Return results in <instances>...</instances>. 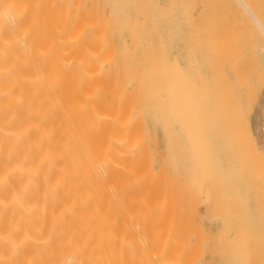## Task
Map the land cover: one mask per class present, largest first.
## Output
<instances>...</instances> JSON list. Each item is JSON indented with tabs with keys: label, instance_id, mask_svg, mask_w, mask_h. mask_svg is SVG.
<instances>
[{
	"label": "bare ground",
	"instance_id": "bare-ground-1",
	"mask_svg": "<svg viewBox=\"0 0 264 264\" xmlns=\"http://www.w3.org/2000/svg\"><path fill=\"white\" fill-rule=\"evenodd\" d=\"M131 1L132 0H126V2H124L125 8L122 10L121 8L124 5L121 6L122 4L120 3V0H0V264H36L34 261H32V257H34L37 252H39V254L43 252L41 253V255L37 254V256L39 257H41L42 254H44L45 257L47 255V258L50 257L49 261H47L46 263L42 262V264H128L131 260H129L127 263H125L126 261L124 260L126 258V255L135 249L133 248L132 244L135 243L136 239L141 240L143 245V242L147 240H149V242L153 240L160 243L161 240H164L162 238H166L164 240L165 242L168 237H173V235L174 237H177L175 236V234L179 236L181 232H184L186 230L183 229L184 231L182 230L178 234L177 232H179L180 230H178L176 227L178 226V228L180 229L179 224L182 225V223H186L187 219L186 216H184L186 220L183 217L185 222L182 221L181 223L177 216H175L177 217V220H175L176 218H174L173 216L175 213L172 214L175 211L170 213L171 209L177 207V203L179 201L175 203V207H171L169 208V210L165 208L167 206L170 207V205L168 204L171 203H167V205L162 204L165 202V196L167 195L165 194V196H163L164 198L162 197L163 192L167 191V184L165 185V190V188L163 189L161 187L164 185L160 186L159 183L163 182L160 181L162 179L160 178L161 172L162 174H164L167 171H162V167L163 169H166L167 167L165 168V165L162 162L164 166L161 165L159 168L158 160H160V155L158 139L157 136H154L155 134H153L152 131L159 127L164 128V133L167 132V134H165L166 138L168 136L174 143L167 141V139L169 138H167L165 142H169L170 144H168L172 146L175 151H177L176 147L178 146H173H175V144L181 145V152L182 150L184 152L186 150L185 154L188 155V150H190V148L193 149V146L194 144H196V142H199L201 148L204 147L202 145L203 143L206 146L208 142H212L208 141L209 139L207 140L208 135L211 136V132H216L219 129V131H223V133L224 131H227V133H233V135L235 133L237 136V134L242 132V130L246 126V124H244L246 123L244 122L246 119L242 121L244 116L246 115L243 114L242 119L241 115L245 112L246 114L249 113L245 111L249 104H246V107L244 105L245 102H241L242 96L240 97L241 100H239L238 91L240 90L239 92H241V90L250 89L249 87L254 86L252 84L256 83V81L253 78V81L255 82L251 84L252 80L247 75V72L249 70L239 72L241 68L245 67L239 66L241 67L239 68L237 65H234L235 68H237L236 70L232 69L234 67H232L231 65V71L228 72L226 66L221 64L224 61H222L221 63L218 62L219 64L215 62L216 60H214V62H210L213 58H215L217 52L212 58L213 50L210 51L209 49L211 53L210 54L208 49L206 48V45L204 49L202 46V49L198 47V44L204 43V38L205 42L207 41L206 39L210 40V36L212 38L213 33H207V31L205 33V31L203 30L202 34L205 33L203 34L205 35V37L201 36L203 37V41L201 42V38H199L200 40L198 39V34L193 33L200 29L198 25L199 29L194 31V25H191L192 21L187 22L188 18H190V20L193 19L191 18V13H188L191 11V9L189 8H192L191 6H193V4H190L191 2H193V0H188V2H190L189 4H187L188 9L185 8L187 12L183 8L186 5L182 7L183 2L185 1L184 4L187 2L186 0H159V2L156 1V5H154V2V4L152 3L153 0H140L138 6H136V8L134 9H136L138 12L144 11V13H146V11L148 10V13L146 15L144 14L143 22L140 20V18H134L135 16H130L131 18H133V21L135 20L134 22L128 15H125V19L123 18L124 20L122 19L121 10H126L128 12V10H130L132 6ZM134 1L137 2L139 0ZM226 1L227 3L229 2L231 4L238 3L237 6L241 7L238 8L242 10V14L247 15V17L249 16L248 18L251 17V20L252 18H254L255 23L253 24H255L256 26L258 25V27L261 28V24L258 21L259 18L257 19V16H254L250 7L247 5V2H249L250 4L251 1ZM133 2L132 4L133 6H135ZM207 4L208 3H206V5ZM217 4L219 5V3ZM188 5L190 6L188 7ZM229 6L228 9L230 8ZM237 6L235 5L236 8L234 7L235 14ZM242 8L244 9V13ZM261 8H263V6ZM185 12L188 13V15H190L191 17L189 16L187 18L188 15H186L185 18ZM128 13L130 15V12ZM142 15L143 14H141V16ZM245 15H243V18H246ZM260 16L262 17V15ZM246 20L244 21L243 19V22H247V25L252 24V21L250 22L248 20V22ZM184 23H191L190 25L194 29L193 32L190 33V31H188V33L190 34L184 32V29L188 26V24L185 25ZM208 23L206 25H208ZM209 25L211 26V24ZM131 26L134 27V29H130ZM253 29L251 30V32L254 31ZM212 30L214 29H211V31ZM184 33L188 35L186 36L188 42L183 38L185 36ZM255 33L256 32H254V35ZM240 34L242 33L240 32ZM263 36L264 33H262V37ZM178 37L180 41L184 40L185 42L183 43H187L186 46L184 45V51L187 53V56H185V60L184 58H181L184 57L183 55L179 56L181 58V60H179V58H177L178 56L176 57L172 54V50H176V47L180 45L179 44L175 47V44H178L179 42V40L177 41ZM217 41L215 39V42ZM249 42L251 41L249 40ZM239 43L240 42L238 41V44ZM229 45L226 46L228 47ZM216 48L214 50H216ZM179 49H181L180 51H183L182 48ZM252 52L254 53V51ZM198 53L200 55L199 57H201V55H204L207 60L205 62H201L205 57L202 56L203 58L201 57L202 60L200 59V61L197 56ZM221 53L223 54V52ZM240 56L241 55H239V57ZM208 58H210V61H208ZM182 59L184 60V62L182 61ZM256 64L257 67H259V63ZM257 71L260 72L259 70ZM256 74L258 76V73ZM261 74L262 72L260 73V76ZM259 83L260 82H258V85ZM256 88L258 87L256 86ZM247 91H249L250 93V90ZM254 91L256 92V89ZM247 93L248 92H246V94ZM254 95L256 96V94L253 93L252 97ZM247 101L249 102V100ZM243 107L246 108L244 109ZM242 109L245 112H242ZM249 109L251 108H248V111ZM262 114H264V98L263 101H261L258 117H256L257 123L255 124V127L257 133H261L264 129H261ZM241 123L244 126H242L243 128H241V126L239 127L241 128L240 131L238 129V126L241 125ZM248 124L249 123H247V125ZM262 124H264V122ZM214 128L217 129L214 131H210ZM246 128H248V126H246ZM225 133L223 135L221 134L222 138ZM233 135H231V137ZM227 136V138L231 140V138L229 137L230 134ZM236 136H233V138H237L238 140H236L238 143L239 137ZM181 139H184V142H179L182 141ZM185 139H187L186 142ZM226 139L223 138L222 140L225 141ZM244 141H242V143ZM205 142L207 144H205ZM218 142L216 144H219ZM226 143H228V141ZM257 143H259L261 146H264V138L263 140L260 138ZM184 144L187 146V148ZM212 144H214V142L211 143V145ZM239 144H241V139ZM250 144L251 146L253 145V147L256 145L255 143L252 144L251 141ZM182 146H185L184 148L186 149H184ZM212 146H210V148ZM218 146H220V144ZM218 146L216 145L215 147L218 148ZM225 147V149H227V146ZM254 148L259 147L257 146ZM192 149L190 150V153L193 152ZM225 149L223 152H225ZM228 149L230 148L228 147ZM246 149H249V147ZM197 150L199 152L200 149L198 148L196 149V151ZM203 150H205V148H203ZM219 150L215 149V151ZM250 150H248L249 153ZM200 151L202 152V149ZM210 151L212 152V150ZM210 151H208V154L211 153ZM248 151H246L247 153L243 152V155H245L244 153H246L245 157L247 156ZM205 152L207 151L205 150ZM236 152H239V150ZM227 153L229 154V151H227ZM198 154L200 156V152ZM175 155L173 156V158L175 157ZM195 155L191 154L190 156H188L189 158H186V161L190 160V158V161H192V157H194ZM197 155L196 159H198ZM169 156L170 158L172 157L171 154ZM250 156L254 158V155H249V157L246 158L250 160L253 159L250 158ZM207 157L209 156L207 155ZM219 157L217 159H214V161L218 160V162L216 161V165L213 164L214 166H218ZM242 157L241 159L243 160ZM260 157L261 155L258 156L259 159ZM202 158L200 161L202 162L204 167ZM168 159L166 160L168 161ZM254 160L256 161L257 159ZM260 160L264 162L263 159ZM193 162H195V159ZM201 162L198 161V163L196 164H201ZM246 163L247 162L245 161V164ZM172 164L173 163L171 162V165ZM228 164H230V162ZM248 164L249 163H247V165ZM220 165L218 166L219 168L217 167V169H215L216 177L220 176L219 174H217V172L221 170L220 167L222 166ZM237 165L238 163L236 164V166ZM214 166L213 169L215 168ZM181 167L184 168L182 165ZM190 167L192 168V164ZM194 167L193 169L190 168L189 171L192 172V170H195ZM239 167L241 168L244 166L240 165ZM255 167L256 166H254V169ZM257 167H259V163ZM246 168L249 167L247 166ZM250 168L253 169V167ZM179 169L181 170V168ZM198 169L201 168L198 167ZM235 170L238 171L237 169ZM198 171L199 170H197V172ZM213 171L211 170L212 173ZM175 172L176 171H174V173ZM245 172L249 174L250 170ZM182 173L181 175H183ZM253 173L255 174V172ZM253 173H250V175ZM194 174V177L197 176L199 178V174ZM258 174L256 175L260 177ZM186 175L187 174H185V176ZM168 176L169 173L168 175H165V177ZM174 176L175 175H173V177ZM178 176L179 178H182L180 177V175ZM208 176H211L210 173ZM162 177L164 176L162 175ZM216 177L209 180L211 181V183L208 182L207 179L205 180L210 183V185L206 184L207 182L205 183V181H203L205 179L204 177L202 178V181L207 186L206 189L208 188V186L213 185V188H216L215 190L219 191L217 189V187L220 185H218L219 179ZM228 177H230V175ZM234 177H237V175H234ZM175 178H177V175L175 176ZM168 179L169 178H166L167 181H169ZM213 179L218 180L217 183ZM242 179L244 178L242 177ZM242 179L241 181H243ZM177 180L180 181V179ZM197 180L196 183L198 182ZM230 180L231 178H229V183ZM251 180L253 179L250 178V181ZM257 181L254 182L255 186H258L256 185L258 184ZM212 182H215L217 186L215 185V183L212 184ZM245 182H247V179ZM167 183L169 184V182ZM204 183H201L203 187L205 186ZM226 183H228V179L225 180V183H223L222 186L225 187ZM229 183V188H227L228 186L226 187L227 190L230 189V186L232 187L231 183ZM177 184L180 186V183L177 182ZM193 185H195V183ZM160 187L165 191L161 192ZM182 187L185 188L184 185H182ZM211 187H209V191H206L205 193H209L212 189ZM192 188L194 190L193 186ZM197 188H200V186ZM247 188H245L244 190H246ZM249 188H251V186ZM189 189H184L183 191L186 190L187 192L189 190L188 192L190 193L191 188L189 187ZM203 189L204 188H202L201 190L203 191ZM257 190L261 192V190ZM169 191L170 189L168 190V192ZM172 191L176 190L173 189ZM196 192L195 195L193 194L194 192H192L194 196L192 194H190V196L192 195L191 197L193 198L198 197V195H196ZM212 192H214L213 189ZM234 192L232 195L240 196L238 194L239 190L237 191V195H235ZM243 192L244 191H242V193ZM259 192L258 194H261L262 196L263 194ZM215 193L217 192L215 191ZM176 194L173 195L175 196ZM208 195H206L207 199L209 197ZM186 196L188 195H185V197ZM214 196V198H218L217 194ZM228 196L230 198V195ZM261 196L259 195V198H261ZM191 197L188 196V199H191ZM180 199L181 198L179 197L178 200ZM230 199L232 201V198ZM244 199L246 200L247 198ZM187 200L184 204H188V206L192 207V204L187 203ZM196 200H198V204L199 199L196 198ZM239 200L240 198H238L234 202L235 204H240H237L238 207L241 206V203L247 202H238ZM184 201H182V203ZM203 201L205 202V200ZM225 201L227 203L226 199ZM258 201L259 199L257 200V204ZM189 202L192 203L193 201L189 200ZM218 202L219 201H217V203ZM234 203L231 205H234ZM184 204L183 206L181 204L183 208ZM194 204H196V201L195 203L193 202V205ZM261 204H263L264 206V203ZM162 205L165 207L163 208ZM228 205L231 206L230 203ZM188 206L185 205V208ZM243 206H241V208ZM263 206L262 208H264ZM235 207H232L233 210L240 211V209H235ZM215 208H217L216 205ZM193 209L191 210L193 212H188L190 208L188 211L186 210L188 214L191 213L189 215L194 214L193 218L191 216L187 217L189 218L188 220L192 219L191 222L195 221L194 218H200V215H198V213H196ZM219 209L221 210V208ZM224 209H226V207ZM179 210L181 212V209ZM164 211H166L167 215L163 214ZM225 211L223 210L222 212L221 210V216L222 213H225ZM212 212L211 216H213ZM241 212L242 211H240V213ZM257 212L260 211H256V213ZM263 212L264 211H262V213ZM195 213L198 215V217ZM214 213L218 214V212L215 211ZM229 213L231 214V212ZM242 213V217L244 218V216H246L244 214L245 211ZM169 214L171 216H169V219L171 220H168ZM164 215L167 217V219ZM202 215L203 214H201V216ZM257 215L258 214H256V217ZM224 216L226 217V215ZM242 217L241 219H243ZM260 217H262V214ZM172 218H174V220L177 222H175L176 227L174 225V227L178 230L177 232L176 229L172 230L170 227V223H173ZM227 218L229 217L227 216ZM238 218L237 219L241 221L240 217ZM235 222L236 221L234 219V223ZM235 224L233 226H235ZM237 225L240 226V224ZM187 226L188 223L187 225L185 224L184 227L183 225L181 227L186 228ZM190 226L192 225L190 224ZM242 226L244 228V223ZM195 228L198 227L195 226ZM226 229L228 230L229 234V231L231 229ZM233 230H235V228ZM249 230L246 229V231H248L246 232L247 234L249 233ZM173 231H175V234ZM256 231L255 234L257 235ZM186 232L182 233V235L180 234L182 236L180 237L184 239L183 234H186ZM197 232L199 231L197 230ZM244 233L245 231L243 232V234ZM187 234L191 235L192 233L190 234L188 232ZM202 234L201 236H203ZM241 236L243 235L241 234ZM263 236L264 235H262V237ZM197 238H199V236ZM259 238H261V236ZM172 239L173 238H170V240ZM183 239L178 240H186ZM233 239L236 238L234 237ZM211 241H213L212 238ZM131 242L132 244H130ZM171 243L174 244L172 246L176 245L175 241L174 243ZM184 243L185 242L181 243L182 247ZM187 244L184 246L185 248L187 247ZM229 245L230 244H228L227 246ZM258 245L259 244H257L256 246ZM178 246L175 247L178 248ZM220 246L223 245L221 244ZM238 246L240 247V245ZM193 248L195 249V247ZM254 248L256 249V247ZM194 249H191L192 252L196 251ZM200 249L198 246L197 251ZM231 249L233 250V248ZM144 250V252L148 251L145 248ZM179 250H181V248ZM179 250L176 252H179ZM185 250L187 253L188 250ZM222 250L223 248H221V250L219 249L220 252ZM171 251L170 255L172 254ZM150 252H152V250ZM173 252H175V250H173ZM255 252L257 251L255 250ZM166 253L168 255L169 251ZM193 253L185 254L187 256L190 255L188 256V260H190V258H193ZM235 253H237V251ZM183 254L181 253L180 258L183 256ZM195 254L194 255L196 257L199 253L196 252ZM85 255H88L90 257L89 261L88 258L87 261L86 259L85 261L83 260V256ZM174 255L178 256L177 253H174ZM138 256L139 255H137L136 257L138 258ZM172 256L173 255H171L170 258L174 257ZM187 256L184 258L182 257V259L187 258ZM51 257L53 258L52 261ZM132 257L136 258L134 255H132ZM47 258L46 260H48ZM128 258H131V256ZM180 258L177 257V259L179 260ZM257 258L255 256V260ZM40 259L39 261L37 259L39 263H41L42 261H40ZM154 259L156 260V258ZM165 260L167 262L169 259ZM192 260H196V258ZM243 260H245V258ZM186 261L187 260L185 259V262ZM194 262L195 261H192V264H194ZM239 262H241V260ZM189 263L190 262H188L187 264ZM166 264H168V262Z\"/></svg>",
	"mask_w": 264,
	"mask_h": 264
},
{
	"label": "rangeland",
	"instance_id": "rangeland-1",
	"mask_svg": "<svg viewBox=\"0 0 264 264\" xmlns=\"http://www.w3.org/2000/svg\"><path fill=\"white\" fill-rule=\"evenodd\" d=\"M134 0H132L131 1V8H130V10H128V12H130V15H129V13L126 11V10H124V11H122L124 8H125V4H124V2H126V0L124 1V0H120V3L122 4L121 6H123L121 9V15H122V19L124 18L125 19V15L127 16H131V17H133V16H135L134 18H140V20L143 22V19H144V14L146 15L147 13H148V10L146 11V13H144V11L141 13V12H138L136 9H134V8H136V6H138V4L140 3V0L139 1H137V2H133ZM152 1V0H151ZM159 2V0H153L152 1V3L154 4V5H156V3L157 2ZM184 1V0H183ZM187 2L184 4V2H183V5H182V7L184 6V5H186L185 7H183L184 9L185 8H187V4H189L190 2H188V0H186ZM190 1V0H189ZM192 1V0H191ZM196 1V2H195ZM198 0H193V2H191L190 4L192 5L193 4V6H191L192 8H189V9H191V11L190 12H188V13H191V15H192V17L190 16V15H188V13H186L187 11H186V9H185V18H186V15H188L187 16V18L190 16L191 18H193V19H191L190 20V18H188L187 19V22H190V21H192V24L191 23H187L188 24V26H187V28H185L184 29V26H183V29H184V32H187V34H190L191 32H193V28H192V26L194 25V28H195V30L194 31H196V30H198L199 28V30L198 31H196V32H193L194 34L196 33V34H198V39L199 38H201V40H200V42L201 41H203L204 43H200V44H198V47H200L201 48V46L203 47V49L206 47L207 49H208V51H209V49H210V51L211 50H213V56H212V58L214 57V55H215V53L217 52V54L215 55V58H213L211 61H210V58H208V61H210V62H214V60H216L215 62L216 63H221L222 61H224L223 63H221V64H223V65H225L226 66V68H227V70H228V72H230L231 71V65H232V67H234V68H232V69H236L237 70V68H235V66L234 65H237L238 67L239 66H241V67H245V68H241V67H239V68H241L240 70H239V72L240 71H247V70H249L248 72H247V75H248V77H250V79L252 80L251 81V84L253 83V82H255L256 81V83H253L252 85H254V86H252V85H250V86H252V87H249L250 89H247V90H250V93H249V91H247V90H241V92H239L238 91V96H239V100H241V102H245V106H246V104L248 105V107H247V109H245L244 107V109H245V111H247V112H249V113H247L246 114V112L242 109V112H245V113H242V117H241V119L243 118V114L244 115H246V116H244V118H243V120L242 121H244V119H246L244 122H246V123H244V124H246V126H248V128H249V130H248V128H246V126H245V128L242 130V132H240V133H238L237 134V136H236V134L234 133V135H233V133H227V131H224V133H225V135L224 136H226V137H224L223 136V138H227L228 136L227 135H229L230 134V138H231V140L230 139H226L225 141L224 140H222L223 138H222V135L224 134L223 133V131H219V129H218V131H214V130H216L217 128H214V129H212V130H210V131H214L213 133H216L217 135H218V138H217V135L216 134H213L212 132H211V136L210 135H208V138H207V140L208 141H212V142H208V144H210V145H208L206 142H205V144H207L206 146L204 145V143L202 144L204 147H202L201 148V145H199V142H196V144H194V146H193V149L192 148H190V150L192 149L193 150V152L192 153H190V150H188L189 152V154L191 155H195L197 152H198V150L196 151V149H202V152L199 150V152H200V156H199V152L196 154L198 157V159H196V155L194 156V157H192V161H190L191 160V158H190V160H187L186 161V158H189L188 156H190L189 154L188 155H186L185 153H186V150H185V152L182 150V152H181V150L180 149H182L181 148V145H176L175 144V146H173V147H176V146H178V147H176V150L178 151H175L174 150V148H172V146H170L169 144V142H165L166 141V139L167 138H169L168 136H167V138H166V136H165V134H167V132L166 133H164L165 132V130H164V128H161V127H159V128H156L155 130H153L152 132H153V134H155L154 136L156 137L157 136V139H158V146H159V155L161 156H159V158H160V160H158L159 161V168H160V166L162 165V166H164L165 165V168L166 169H163V167H162V171H166V173H164V174H162V172H161V177L160 178H162L160 181H163L162 183H159L160 184V186L161 185H164V186H161L163 189L165 188V185H166V188H167V191L166 192H163V191H165L166 190V188H165V190H163L161 187H160V191L161 192H163V194H162V197L163 196H165V194H167L165 197V202L164 203H162L163 205H167V203H173L172 205L171 204H168V205H170V207H166L165 209H168L169 210V208H171V207H175L176 205H175V203H177V201H179L180 202V204H179V202L177 203L178 205H177V207H175L174 209H171L170 211V213H172L173 211H175V212H173L172 214H174L173 216H174V218H176L175 220H177V217H178V219H179V221L182 223V221H184V219H185V217L184 216H186V223H182V225H183V227L185 226V224L187 225V223H188V228L186 227V228H183V227H181L182 225H180L179 224V227H180V229L178 228V226L176 227V224H175V220H174V218H172L173 220H172V222L174 223H170V227H171V229L173 230H175L176 228L178 229V230H180L179 232H177L178 230L176 229V232L179 234L183 229L184 230H186V231H188L191 235H189V234H187L188 232H186V231H184V232H186V234H183V237H184V239H186V240H188V241H186V240H184L183 238H181L182 236V233H184V232H181L180 234H179V236L178 235H176L175 234V231H173L174 232V234H175V236H177V237H174V235H173V237L171 236L170 238H173L172 240H170V238L168 237L167 238V240L164 242V240L166 239V238H162V239H164V240H161V242L159 243V242H157V241H153V240H151L150 242H149V240H147V241H144L143 242V245L145 246H143L142 245V241L141 240H139V239H136L135 240V246H134V244H132V242L130 243V244H132V246H133V248H135L133 251H131V252H129L127 255H126V258H125V260L124 261H126L125 263H127L129 260H131V261H129V263L130 264H132V262H133V264H156V263H159V264H166L167 262H168V264H179V262H180V264H185L186 262L188 263V262H190L189 264H192V261H195L194 262V264L196 263V264H264V250H261V249H264L263 247H264V240H263V238H264V236L262 237V235H264V212L262 213V211H264V208H262V206H263V204H261V203H264V165H263V161L262 160H260V159H263L264 160V146H261L259 143H257L258 141H259V139L261 138L262 140H263V138H264V124H262L263 122H264V114H262V120H261V129H263L262 130V132L261 133H257L256 132V127H255V124L257 123L256 122V117H258V112H259V108H260V105H261V101H263V98H264V79H263V77H264V36L262 37V31H260V27H258V25L256 26L255 24H253V23H255V22H253V19L251 20V17L250 18H248L247 17V15H245V14H242V10L241 9H239V8H241V7H239V6H237V4L238 3H227V1L226 0H199L198 2H197ZM213 1V2H212ZM224 1V2H223ZM247 1H251L250 2V4H249V2H247L248 4V6L250 7V9H251V11L253 12V14H254V16H257L256 18L258 19V21L260 22V24H261V21L262 22H264V0H247ZM132 2L135 4V6H133V4H132ZM201 2H203V3H201ZM233 2H235V0L233 1ZM259 2H261V3H259ZM137 3V4H136ZM206 3H208L207 5H206ZM215 3V4H214ZM217 3H219V5L217 4ZM222 3H223V5H222ZM195 4V5H194ZM197 4V5H196ZM259 4H260V6H259ZM261 4H263V5H261ZM120 5V4H119ZM221 5V6H220ZM229 5H231V6H229ZM235 5L237 6V10H236V14H235V9H234V7H235ZM190 5H188V7H189ZM198 6V7H197ZM217 6V7H216ZM228 6L230 7L229 9H228ZM263 6V8H261ZM132 7H133V9H132ZM197 7V8H196ZM204 7V8H203ZM208 7V8H207ZM210 7V8H209ZM239 7V8H238ZM254 7V8H253ZM260 7V8H259ZM147 8V7H146ZM182 8V9H183ZM218 8V9H217ZM231 8H233V9H231ZM236 8V7H235ZM259 8V9H258ZM148 9V8H147ZM183 9V10H184ZM188 9V8H187ZM201 9H203V10H201ZM212 9V10H211ZM217 10V12H216V10ZM222 9V10H221ZM231 9V10H230ZM243 9V8H242ZM135 10V11H134ZM193 10V11H192ZM219 10V11H218ZM230 10V11H229ZM238 10H240V11H238ZM259 10V11H258ZM131 11H133V12H131ZM136 12V13H135ZM138 12V13H137ZM210 12V13H209ZM215 14H214V13ZM219 12V13H218ZM224 12V13H223ZM233 12V13H232ZM246 12V11H245ZM255 12V13H254ZM261 12H263V13H261ZM126 13V14H125ZM143 14L142 16H141V14ZM205 13V14H204ZM240 13H241V15H240ZM243 13H244V9H243ZM258 13V14H257ZM261 13V14H260ZM132 14V15H131ZM140 14V15H139ZM226 14V15H225ZM257 14V15H256ZM115 15H116V13H115ZM123 15H124V17H123ZM216 15V16H215ZM243 15H245V17L247 18V20H246V18H243ZM260 15H262V17L260 16ZM194 16H195V20H194ZM221 16V17H220ZM130 17V19L133 21V18H131ZM197 17V18H196ZM203 17H204V19H203ZM213 17V18H212ZM216 17V18H215ZM218 18V19H217ZM231 18H232V20H231ZM234 18V19H233ZM261 18V19H260ZM123 19V20H124ZM210 19V20H209ZM221 19V20H220ZM243 19H244V21L246 20V21H252L251 23L253 24H251V25H247V22H243ZM206 20V21H205ZM213 20V21H212ZM220 20V21H219ZM135 21V20H134ZM133 21V22H134ZM140 21V22H141ZM185 21H186V19H185ZM230 21V22H229ZM248 21V22H249ZM203 22V23H202ZM209 22V23H208ZM186 23V22H185ZM184 23V24H185ZM196 23H198V24H196ZM208 23V25H206ZM223 23V24H222ZM243 23V24H242ZM123 24H125V23H123ZM187 24H185V25H187ZM192 26H191V25ZM196 24V25H195ZM205 24V25H204ZM209 24H211V26L209 25ZM235 24V25H234ZM198 25H199V28H198ZM203 25V26H202ZM231 25V26H230ZM190 26V27H189ZM201 26V27H200ZM205 26H207V27H205ZM243 26V27H242ZM255 26V27H254ZM132 27V26H131ZM130 27V29H134V27H132L131 28ZM186 27V26H185ZM189 27V28H188ZM197 27V28H196ZM203 27V28H202ZM205 27V28H204ZM208 27H209V29H208ZM211 27H214V28H211ZM219 27H220V29H219ZM241 27V28H240ZM218 28V29H217ZM240 28V29H239ZM245 28V29H244ZM250 28V29H249ZM253 28H255L256 29V31H255V29H253ZM257 28H258V30H257ZM211 29H214V30H212L211 31ZM250 31H249V30ZM254 30V31H252L251 32V30ZM186 30V31H185ZM203 30L205 31V33H206V31H207V33L208 32H212L213 33V35H212V38H211V36H210V40L209 39H206L207 41L205 42V38L202 40V38L203 37H201V36H204L205 37V35H203V34H205V33H203L202 34V32H203ZM223 30V31H222ZM242 30V31H241ZM188 31H190V33H188ZM219 31V32H218ZM246 33H245V32ZM248 31V32H247ZM257 31H259V32H257ZM198 32V33H197ZM200 32V33H199ZM217 32V33H216ZM220 32H221V34H220ZM226 32H227V34H226ZM229 32V33H228ZM240 32L242 33V34H240ZM254 32H256L255 33V35H254ZM260 32H261V35H260ZM232 33V34H231ZM237 33V34H236ZM243 33H244V35H243ZM249 33V34H248ZM253 33V34H252ZM185 34V36L183 37L184 38V40L185 41H187L188 42V40H187V37L186 36H188L186 33H184ZM201 34V35H200ZM239 34V35H238ZM251 34V35H250ZM200 35V36H199ZM216 35V36H215ZM226 35H227V37H226ZM233 35V36H232ZM254 37H253V36ZM230 36H231V38H230ZM239 36V37H238ZM249 36H250V38H249ZM252 36V37H251ZM215 37V38H214ZM223 37V38H222ZM225 37H226V39H225ZM243 37V38H242ZM246 37H247V39H246ZM228 38V39H227ZM241 38V39H240ZM245 38V39H244ZM252 38H253V41H254V43H253V41H252ZM256 38V39H255ZM213 39H214V41H213ZM215 39H216V41L217 42H215ZM220 39V40H219ZM259 39H261V40H259ZM179 40V37L177 38V41ZM184 40H182V41H180L179 40V42H178V44H175V47L176 46H178L179 44V48H182V50L183 51H180L181 49H179L178 47H176L177 49L175 50V49H173L174 50V52H173V50H172V54L173 55H175L177 58H179V60H181V58H184V60H185V56H187V53L184 51V49H185V47H184V45L186 46V44L187 43H183V42H185ZM227 40V41H226ZM245 40V41H244ZM247 40V41H246ZM249 40L251 41V42H249ZM224 41V42H223ZM238 41L240 42L239 44H241V45H239L238 44ZM244 41V42H243ZM257 41V42H256ZM261 42V44H260V42ZM210 42V43H209ZM214 42V43H213ZM223 42V43H222ZM241 42H243V43H241ZM245 42H247V43H245ZM256 42V43H255ZM177 43V42H176ZM237 43V44H236ZM254 45H253V44ZM230 44V45H229ZM247 45V47H249V48H247L246 47V45ZM251 44V45H250ZM206 45V46H205ZM226 45H229L228 47L226 46ZM236 45V46H235ZM243 46V47H242ZM253 46H254V48H253ZM174 47V48H175ZM213 49H212V48ZM218 49H217V48ZM224 47V48H223ZM233 49H232V48ZM239 47V48H238ZM216 48V50H214ZM221 48V49H220ZM243 48V49H242ZM246 48V49H245ZM202 49V48H201ZM238 49H239V51H238ZM220 50V51H219ZM230 50V51H229ZM231 50H232V52H231ZM262 50H263V52H262ZM179 51V52H178ZM210 51H209V53H210ZM225 51V52H224ZM233 51H234V53H233ZM238 51V52H237ZM241 51H242V54H241ZM252 51H254V53L252 52ZM256 51V52H255ZM178 52V53H177ZM220 54H219V53ZM221 52H223V54L221 53ZM237 52V53H236ZM244 52V53H243ZM175 53V54H174ZM181 54V55H177V54ZM185 53V54H184ZM229 53V54H228ZM236 53V54H235ZM245 53H246V55H245ZM211 54V53H210ZM227 54V55H226ZM241 55L240 57H239V55ZM184 56V57H179V56ZM223 55V56H222ZM230 55V56H229ZM232 55V56H231ZM234 55H236V56H234ZM245 55V56H244ZM197 56H198V58H199V60L201 59V57L202 56H204V55H201V57H199L200 55H199V53L197 54ZM217 56V57H216ZM246 56H248V57H246ZM250 56V57H249ZM252 56H253V58H254V60L256 61H254L253 60V58H252ZM205 57V56H204ZM223 57V58H222ZM226 57V58H225ZM238 57V58H237ZM203 58V57H202ZM218 60H217V59ZM234 58V59H233ZM252 60H251V59ZM219 59H220V61H219ZM249 59V60H248ZM184 60L182 59V61L184 62ZM202 60V59H201ZM200 60V61H201ZM207 60V58L205 57L201 62H205ZM232 60V61H231ZM237 60V61H236ZM247 61V62H246ZM259 61V62H258ZM232 62V63H231ZM218 63V64H219ZM227 63H228V65H227ZM251 63V64H250ZM256 63H259L258 65H259V67H257V64ZM245 65V66H244ZM248 66V67H247ZM252 66V67H251ZM255 66V67H254ZM262 67V68H261ZM238 68V69H239ZM250 68V69H249ZM244 69H246V70H244ZM226 70V71H227ZM236 70H234V71H236ZM257 70H259L260 72H256ZM263 70V71H262ZM251 71V72H250ZM250 72V73H249ZM262 72V74H261V76H260V73ZM249 73V74H248ZM256 73H258V76H257V74ZM263 75V76H262ZM256 77V78H255ZM255 79V81H253L254 79ZM257 78H259V79H257ZM257 79V80H256ZM263 81H262V80ZM258 82H260L259 83V85H258ZM262 83V84H261ZM256 86L258 87V88H256ZM256 89V92L254 91ZM252 91V92H251ZM258 91V92H257ZM246 92H248L247 94H246ZM256 94V96L254 97H252V94ZM246 95H248V96H246ZM250 95V96H249ZM242 96V97H241ZM263 96V97H262ZM240 97H241V99H240ZM245 97V98H244ZM247 97V98H246ZM244 98V99H243ZM252 98H253V100H252ZM247 100H249V102L247 101ZM251 100V101H250ZM260 103V104H259ZM243 105V104H242ZM243 105V106H244ZM259 105V106H258ZM248 108H251V109H249V111H248ZM257 109V110H256ZM233 116V115H232ZM247 117V118H246ZM248 119V120H247ZM241 121V122H242ZM248 121V122H247ZM243 123V122H242ZM241 123V125H239L238 126V129L241 131V128H243L242 126H244L243 124ZM247 123H249L248 125H247ZM241 126V128H239ZM162 129V130H161ZM210 131H209V134H210ZM234 131H236V130H234ZM234 131H228V132H234ZM261 131V130H260ZM160 132V133H159ZM222 132V133H221ZM236 132H238V131H236ZM247 132V133H246ZM250 132V133H249ZM222 135H221V134ZM256 133V134H255ZM162 134V135H161ZM164 134V135H163ZM213 134V135H212ZM227 134V135H226ZM239 134H240V136H239ZM242 134V135H241ZM244 134H245V137H244ZM248 134V135H247ZM231 135H233V136H236V137H239V141H238V143H237V138H233V136L231 137ZM213 136H214V138H213ZM216 136V137H215ZM249 136V137H248ZM165 137V138H164ZM242 137H243V139H242ZM247 137H248V139H247ZM252 137V138H251ZM160 138V139H159ZM214 139V140H213ZM234 139V140H233ZM237 139V140H236ZM240 139H241V144H239L240 143ZM252 139V140H251ZM256 139H257V141H256ZM182 141H179V142H184L183 140L184 139H181ZM186 140L187 139H185V142H186ZM218 140H219V142H218ZM245 140V141H244ZM246 140H249V141H246ZM167 141H170V142H172L171 140H170V138L169 139H167ZM225 143H224V142ZM228 141V143H226ZM242 141H244L243 143H245V144H243L242 143ZM250 141H251V143L253 144V143H255L254 145V147H259V148H254L253 147V145L251 146V144H250ZM252 141H254V142H252ZM161 142V143H160ZM214 142V144H212L211 145V143H213ZM219 143L220 144V146H218L219 144H216V143ZM247 142H248V145H247ZM169 143V144H168ZM172 143H174V142H172ZM193 143H195V142H193ZM198 143V144H197ZM201 143V142H200ZM224 143V144H223ZM232 143V144H231ZM235 143V144H234ZM237 143V144H236ZM160 144V145H159ZM167 144V145H166ZM171 145H173V144H171ZM185 145V144H184ZM199 147H198V146ZM218 146V148L217 147H215V146ZM227 146V149H228V147L230 148V149H225L226 147L225 146ZM238 145V146H237ZM239 145H240V147H239ZM245 145V146H244ZM186 146V145H185ZM184 146V147H185ZM209 148H208V147ZM210 146H212L211 148H210ZM224 146V147H223ZM236 146V147H235ZM162 147V148H161ZM166 147V148H165ZM183 147V146H182ZM183 147V148H184ZM206 147H207V149H206ZM249 147V149H246V148H248ZM252 147V148H251ZM186 148H187V146H186ZM186 148H184V149H186ZM196 148V149H195ZM203 148H205V150L207 151V152H205V150H203ZM214 149V151H213V149ZM221 148V149H220ZM223 148V149H222ZM233 148H234V150H233ZM238 148V149H237ZM254 148V149H253ZM263 148V149H262ZM171 151H170V150ZM215 149L217 150H219V151H215ZM224 149H225V152H226V154H225V152H223L224 151ZM232 149V150H231ZM235 149H236V151H238L239 150V152H236L235 151ZM250 149H253V150H250ZM166 150H167V152H166ZM210 150H212V152H213V154H212V152L210 151ZM229 151V154L227 153V151ZM248 150H250V153H253V154H250L249 153V151ZM255 150H256V152H257V154H256V152H255ZM258 150V151H257ZM203 151H204V156H203ZM208 151H210L211 153L210 154H208L209 152ZM240 151H241V153H240ZM246 151H248V154H247V158L249 157V155H254V158L253 157H251L250 156V158H253V159H247L246 157H245V155H246ZM253 151V152H252ZM171 152V153H170ZM173 152V153H172ZM223 154H222V153ZM234 152V153H233ZM243 152H246V153H244L245 155H243ZM255 152V153H254ZM176 155H175V154ZM179 153V154H178ZM194 153V154H193ZM220 155H219V154ZM239 153V154H238ZM172 155V157L170 158V156L169 155ZM175 155V157L173 158V156ZM184 154V155H183ZM216 156H215V155ZM256 154V155H255ZM262 154H263V157H262ZM165 155H167V156H165ZM186 155V156H185ZM201 155H202V157H201ZM206 155V156H205ZM207 155L209 156V157H207ZM230 155V156H229ZM232 155H233V157H235V155H236V157L235 158H233L232 157ZM241 155V156H240ZM261 155V157H260V159L258 158V156H260ZM168 156H169V159H170V161H169V159H168ZM221 158H220V157ZM224 156V157H223ZM238 156H240V157H238ZM242 156H244L245 157V160H244V157H242ZM165 157H167V158H165ZM183 157V158H182ZM219 157V163H218V166L220 165V166H222V167H220V169L222 170H220V171H218V170H216V171H218V172H220V173H218L217 172V174H219L220 176V178L217 176L216 177V175H215V169H217V167L218 166H214V165H216V161L218 162V160H216V161H214V159H217ZM226 157V158H225ZM230 157V158H229ZM241 157L243 158V160L241 159ZM256 157V158H255ZM162 158H163V160H162ZM200 158V159H199ZM201 158H202V161H203V163H204V167H207V168H204L203 167V164H202V162L200 161L201 160ZM205 158V159H204ZM223 158H225V159H223ZM232 158H233V160H232ZM238 158V159H237ZM166 159H168V161H169V163H168V161L166 160ZM182 159V160H181ZM194 159H195V162H193L194 161ZM207 159V160H206ZM210 159H211V162H210ZM241 159V160H240ZM254 159H257L256 161H257V164H256V161L254 160ZM171 160H173V161H171ZM184 160V161H183ZM238 160V161H237ZM249 160V161H248ZM254 160V161H253ZM260 160V161H259ZM175 161V162H174ZM178 161H181V162H178ZM182 161H183V163H182ZM186 161V162H185ZM191 163H190V162ZM198 161L199 162H201V164L199 163V164H196V163H198ZM207 163H206V162ZM209 161V162H208ZM232 161H233V163H232ZM235 161V162H234ZM240 161V162H239ZM245 161L247 162V163H249L248 165H247V163L245 164ZM251 161V162H250ZM261 161H262V163H261ZM164 163V165H163V163ZM171 162L173 163L172 165H171ZM194 164H193V163ZM230 162V164H228ZM243 164H242V163ZM176 163H177V165H176ZM184 167V168H182L181 167V165ZM189 163V164H188ZM209 163H210V166H209ZM238 163V165L236 166V164ZM240 163V164H239ZM254 163H255V165H254ZM258 163H259V167L260 168H262V169H260L259 167H257L258 166ZM263 165H261V164ZM188 164V165H187ZM191 164H192V168L190 167L191 166ZM214 164V165H213ZM232 164V165H231ZM233 164H235V165H233ZM252 164V165H251ZM174 165V166H173ZM185 165V166H184ZM194 165H195V167H194ZM207 165V166H206ZM215 167L214 169H213V166ZM227 165V166H226ZM244 166V167H239V166ZM256 166L255 167V169H254V166ZM171 166V167H170ZM176 166V167H175ZM180 166V167H179ZM199 168H201V169H198V167ZM202 166V167H201ZM248 166L249 168H246V167ZM262 166V167H261ZM189 169H188V168ZM193 167H194V169L195 170H192V172L191 171H189L190 170V168L191 169H193ZM210 167V168H209ZM223 167H225V168H223ZM229 167V168H228ZM232 167V168H231ZM233 167H234V169H233ZM236 167V168H235ZM250 167H253V169L252 168H250ZM179 168H181V170H182V172H181V170L179 169ZM186 168V169H185ZM219 168V167H218ZM242 169V170H240V169ZM258 170H257V169ZM177 169V170H176ZM179 169V170H178ZM188 169V170H187ZM199 170L198 172H197V170ZM209 169H210V171H209ZM224 169H225V171H224ZM235 169H239L238 171H236ZM245 171H249L250 170V173H253V172H255V174L253 173V174H251L250 175V173L249 174H247V172H245ZM170 170V171H169ZM204 170V171H203ZM211 170L213 171V173L211 172ZM251 170H252V172H251ZM255 170H257V171H255ZM173 171V172H172ZM174 171H176L175 173H174ZM183 174V175H181V173ZM207 171V172H206ZM208 171H209V173H210V175L211 176H208L209 175V173H208ZM241 171V172H240ZM242 171H244V172H242ZM190 172V173H189ZM200 172V173H199ZM201 172H202V174H201ZM222 172H223V174H222ZM229 172V173H228ZM231 172V173H230ZM237 172V173H236ZM260 173V174H262V175H260V174H258V173ZM168 173H169V176L168 177H165V175L167 174L168 175ZM178 173H180V174H178ZM187 174L186 176H185V174ZM190 175H189V174ZM194 173H197L196 175H198L199 176V178L196 176V177H194L195 176V174ZM208 173V174H207ZM213 174V176H212V174ZM227 173V174H226ZM234 173V174H233ZM239 173H241V174H239ZM244 173V174H243ZM201 174V175H200ZM233 174V175H232ZM244 176H243V175ZM246 174V175H245ZM256 174H258L260 177H262V178H260V177H258ZM162 175L165 177V180H164V177H162ZM173 175H177V178H175V176L173 177ZM178 175H180V177H182V178H179V176ZM194 175V176H193ZM203 175V176H202ZM225 175V176H224ZM230 175V177H228ZM234 175L236 176L237 175V177H239V178H237V177H234ZM241 175V176H240ZM253 175V176H252ZM257 177H256V176ZM189 176H191V177H189ZM201 176V177H200ZM224 176V177H223ZM233 178H232V177ZM248 176H249V178H248ZM186 177V178H185ZM194 177V178H193ZM205 178L204 180L202 179V178ZM218 178L219 179V181L218 180H216V179H213V180H215V182L217 183V181L219 182L218 183V187H217V189L219 190V191H217V190H215L216 188H213L214 186L213 185H211V186H208V188L209 187H211L212 189H213V191L214 192H212V189H211V191L209 192V193H205L206 191H209V189L207 188L206 189V184H209L210 185V183H211V181H209V180H211L212 178ZM226 177H227V179H228V183H229V178H231V180H230V183H231V185H232V187L234 188H232L231 186H230V189H231V191H230V189H226V187L227 188H229V185H228V183H226V186L224 187V186H222L223 185V183H225V180H227L226 179ZM242 177L245 179H242ZM166 178H169L168 180L169 181H167L166 180ZM174 178V179H173ZM195 178H197V179H195ZM250 178L251 179H253V180H251L250 181ZM260 178V179H259ZM177 179H180V181L179 180H177ZM189 179H190V181H189ZM192 179V180H191ZM208 180V182H210V183H208L207 181H205V180ZM225 179V180H224ZM241 179L243 180V181H241ZM246 179H247V182H245L246 181ZM249 179V180H248ZM171 180V181H170ZM173 180H175V181H173ZM196 180L199 182H197L196 183ZM205 181V183L203 182V181ZM212 180V181H213ZM223 180H224V182H223ZM237 180V181H236ZM257 180H259V181H257ZM169 182V184L167 183V182ZM173 181V182H172ZM178 183H180V186L177 184V182ZM183 181V182H182ZM202 181V182H201ZM233 181H234V183L236 184V186H235V184L233 183ZM253 181V182H252ZM258 182V184H256V185H258V186H255V184H254V182ZM260 181H263V182H260ZM171 182V183H170ZM176 182V183H175ZM191 182V183H190ZM215 182H212V184L213 183H215ZM244 182H245V184H244ZM249 182H251V183H249ZM165 183V184H164ZM184 183V184H183ZM195 183V185H193ZM201 183H204L205 184V186L203 187V185L201 184ZM215 183V185L217 186V184ZM229 183V184H230ZM233 183V184H232ZM247 183V184H246ZM249 183V184H248ZM262 183V184H261ZM175 184V185H174ZM184 185V187L185 188H183L182 187V185ZM186 184V185H185ZM187 184H188V186L191 188V192L189 193L188 191L190 190L189 189V187L187 186ZM196 184H197V186H196ZM201 184V185H200ZM239 184V185H238ZM252 184V185H251ZM174 185V186H173ZM178 185V186H177ZM191 185V186H190ZM247 185H248V188H247ZM251 186V188H249L250 186ZM261 185V186H260ZM170 186V187H169ZM187 186V187H186ZM192 186L194 187V190H193V188H192ZM196 186V187H195ZM200 186V188H197V187H199ZM202 186V187H201ZM215 186V187H216ZM235 186V187H234ZM247 188L246 190H244L245 188ZM253 186H255V187H253ZM263 186V187H262ZM169 187V188H168ZM173 187V188H172ZM220 187H221V189H220ZM258 187V188H257ZM198 190V189H200V190H196V189ZM202 188H204L203 189V191L201 190ZM223 188V189H222ZM225 188V189H224ZM243 188V189H242ZM255 188V189H254ZM170 189V193L168 192V190ZM173 189H175L176 191H172ZM181 189H182V191H181ZM184 189H189L187 192H186V190L185 191H183ZM236 189V190H235ZM242 189V190H241ZM254 189V190H253ZM257 189H259V190H261V192H259ZM205 190V191H204ZM234 190H235V192H234ZM239 190V195L240 196H238L237 195V191ZM248 190V191H247ZM256 190V191H255ZM173 193H172V192ZM197 191V192H196ZM201 191H202V193H201ZM215 191L217 192V193H215ZM222 191V192H221ZM228 191H230V192H228ZM242 191H244L243 193H242ZM251 191V192H250ZM175 192V193H174ZM183 192V193H182ZM192 192H194L193 194L195 195V192H196V195H198V197L200 196L201 197V199H200V197L198 198V197H196L197 199H199V202H198V204H197V201L198 200H196V198H193V197H191L193 194H192ZM233 192H234V194L235 195H237V196H234V195H232L233 194ZM258 192L259 193H262L263 195L261 196V194H258ZM177 193V194H176ZM186 193V194H185ZM198 193V194H197ZM205 193V194H204ZM213 193H214V195H218V200L216 199V198H214L215 196L213 195ZM228 193V194H227ZM230 193V194H229ZM247 193H248V195H247ZM254 193V194H253ZM258 195H257V194ZM161 194V193H160ZM170 194H171V196H170ZM173 194H176L175 196L173 195ZM184 194V195H183ZM190 194H192L191 196H190ZM209 194V195H208ZM252 194V195H251ZM169 195V196H168ZM185 195H188L189 197H191V199H188V196H186L185 197ZM193 195V196H194ZM206 195H208L209 197H208V199H207V197H206ZM211 195H213V196H211ZM223 195V196H222ZM228 195H230V198H232V201H231V199L229 198V196ZM259 195L261 196V198H259ZM204 196H205V198H204ZM234 196V197H233ZM246 196V197H245ZM249 198H248V197ZM255 196V197H254ZM161 197V196H160ZM161 197V198H162ZM172 197V198H171ZM175 197V198H174ZM181 198L182 199V201H184L183 203H182V201H181V199L180 200H178V198ZM183 197V198H182ZM185 197V198H184ZM213 197V198H212ZM217 197V196H216ZM240 198V200L238 201V202H244V201H247V202H244L245 203V205H244V203H241V206H243L242 208H241V206H239L238 207V205H240V204H238V203H234L235 202V200H237L238 198ZM243 197V198H242ZM164 198V197H163ZM168 198V199H167ZM177 198V199H176ZM188 200H187V199ZM223 198V199H222ZM234 198H237V199H234ZM244 198H247L246 200L244 199ZM255 198V199H254ZM170 199V200H169ZM175 199H176V201H175ZM210 199V200H209ZM213 201H212V200ZM225 199L227 200V203H226V201H225ZM241 199H242V201H241ZM259 199V201H258V204H257V200ZM260 199H262V200H260ZM167 200H168V202H167ZM186 200H187V203H189V204H192L191 206L192 207H190V206H188V204H184L185 202H186ZM189 200L190 201H193L194 203H195V201H196V204L199 206H197L196 204H194L193 205V202L191 203V202H189ZM203 200H205V202L203 201ZM207 200H209V201H207ZM174 201V202H173ZM204 203H203V202ZM216 201V202H215ZM217 201H219L218 203H217ZM225 201V202H224ZM229 201V202H228ZM233 202L234 203V205L235 206H237V207H235L234 205H231V204H233V203H231V202ZM252 201H253V203H252ZM263 201V202H262ZM163 202V201H162ZM214 202V203H213ZM166 203V204H165ZM222 203H223V205H222ZM226 203V204H225ZM230 203V205L232 206V207H235V209H240V211H242V212H244L245 211V215L246 216H244V218L242 217L243 216V213L241 212L240 213V211L239 210H233V208L231 207V206H229L228 204ZM181 204H182V206H183V204H184V208H185V205L186 206H188V207H186L185 209L181 206ZM204 204V205H203ZM216 205V207L217 208H215V205ZM238 204V205H237ZM248 204V205H247ZM253 204H254V206H253ZM260 204H261V206H260ZM162 205V207L164 208L165 206H163ZM224 205H226V206H224ZM247 205V206H246ZM224 206V207H223ZM257 206H259V207H257ZM179 207V208H178ZM182 207V208H181ZM195 207H196V210H195ZM212 207H213V209H212ZM226 207V209H224ZM244 207H245V210H244ZM248 207V208H247ZM264 207V206H263ZM162 208V209H163ZM177 208V209H176ZM189 208H190V210H189ZM194 208V209H193ZM219 208H221V210H222V212H223V210L225 211V213H222V216H221V210L219 209ZM223 208V209H222ZM231 208V209H230ZM179 209H181V212H180V210ZM194 210L196 213H198V215H200V218L198 217V215L196 214V216L198 217V219H196V218H194V220L195 221H192L191 222V220H188L189 218H187V217H194V214L193 215H189V214H191V213H189L188 214V212H193V211H191V210ZM217 209H219V210H217ZM243 209V210H242ZM247 209V210H246ZM249 209V210H248ZM258 209V210H257ZM261 209V210H260ZM179 210V211H178ZM184 210V211H183ZM188 212H187V211ZM228 210V211H227ZM167 211V210H166ZM166 211H164L163 212V214H166ZM213 211V212H212ZM214 211L215 212H218V214H216V213H214ZM219 211H220V213H219ZM235 211V212H234ZM255 211V212H254ZM256 211H260V212H257L256 213ZM186 212V213H185ZM210 212V213H209ZM211 212L213 213L212 215L213 216H211ZM229 212H231V214L229 213ZM179 213V214H178ZM203 214L202 216H201V214ZM176 214H178V215H180V216H178V215H176ZM182 214H183V216H182ZM186 214V215H185ZM216 214V215H215ZM220 214V215H219ZM228 214H230V215H228ZM239 214V215H238ZM240 214H241V216H240ZM256 214H258L257 215V217H256ZM261 214H262V217H260L261 216ZM167 215V214H166ZM209 215V216H208ZM224 215H226V217L224 216ZM165 216V215H164ZM169 216H170V214L168 215V220H171V219H169ZM175 216H177V217H175ZM182 216V217H181ZM195 216V217H196ZM206 216V217H205ZM227 216L229 217V218H227ZM234 216V217H233ZM240 217V220L241 221H239L238 219V217ZM166 217V216H165ZM171 217V216H170ZM181 219H180V218ZM183 217H184V219H183ZM209 217H211V218H209ZM221 217H223V218H221ZM233 217V218H232ZM241 217L243 218V219H241ZM238 218V219H237ZM166 219H167V217H166ZM183 219V220H182ZM225 221H224V220ZM229 219H231V220H229ZM234 219H235V223H237V224H240V226L239 225H237V224H235L234 223ZM237 219V220H236ZM248 219V220H247ZM258 219H259V221H258ZM262 219V220H261ZM167 220V221H168ZM179 221H178V223H179ZM189 221V222H188ZM244 221V222H243ZM256 221H258V222H256ZM185 222V221H184ZM191 222V223H190ZM195 222V223H194ZM225 222V223H224ZM231 222V223H230ZM247 222V223H246ZM252 222V223H251ZM177 223V222H176ZM193 223V224H192ZM201 223V224H200ZM224 223V224H223ZM243 223H244V228H243ZM246 223V224H245ZM168 224V223H167ZM190 224L192 225V226H190ZM197 224V225H196ZM230 224V225H229ZM235 224V226H233ZM173 225V226H172ZM174 225H175V227H174ZM199 225V226H198ZM224 225V226H223ZM226 225V226H225ZM255 227H254V226ZM257 225V226H256ZM166 226V225H165ZM191 228H190V227ZM195 226L196 227H198V228H200V229H198V228H195ZM233 228H232V227ZM238 226V227H237ZM242 226V227H241ZM174 227V228H173ZM241 229H240V228ZM247 227V228H246ZM168 228V227H167ZM182 228V229H181ZM189 228H190V230H189ZM192 228H194L195 229V231H194V229H192ZM226 228H229V234H228V230L226 229ZM235 228V230H233ZM237 228V229H236ZM249 228H250V230H249ZM255 228H256V230H255ZM188 229V230H187ZM191 229H192V231H194V232H192L191 231ZM246 229H248L249 230V235L246 233V232H248V231H246ZM197 230L199 231V232H197ZM201 230V231H200ZM191 231V232H190ZM225 231V232H224ZM245 231V233L243 234V232ZM255 231H256V233H257V235L255 234ZM196 232V233H195ZM209 233V235H208V233ZM221 232H222V234H221ZM259 232H260V234H259ZM199 233V234H198ZM203 233V234H202ZM236 233V234H235ZM201 234L203 235V236H201ZM219 234V235H218ZM239 234V235H238ZM241 234L243 235V236H241ZM185 235H189V236H185ZM207 235V236H206ZM225 235V236H224ZM235 235V236H234ZM236 235H237V237H236ZM259 235V236H258ZM181 236V237H180ZM196 236V237H195ZM199 236V238H197ZM205 236H206V238H205ZM215 236V237H214ZM221 236H223V237H221ZM236 238V239H233L234 237ZM240 236V237H239ZM246 236V237H245ZM251 236H253V237H251ZM261 236V238H259ZM178 237H180V238H178ZM245 237V238H244ZM257 237V238H256ZM176 238V239H175ZM187 238H189V239H187ZM211 238H212V240L213 241H211ZM223 238V239H222ZM254 238H255V240H254ZM175 239V240H174ZM178 239H183L184 241H181V240H178ZM197 239V240H196ZM214 239H215V241H214ZM217 239H218V242H217ZM240 241H239V240ZM244 239H245V241H244ZM252 239H253V242H252ZM261 239V240H260ZM175 241V246H178V248L177 247H175V246H172V245H174V244H172L171 242H173L174 243V241ZM199 240V241H198ZM233 242H232V241ZM236 240V241H235ZM259 240V241H258ZM167 241H168V243L170 244H168L167 243ZM221 241H223V242H221ZM232 242V243H230V242ZM239 241V242H238ZM256 241H258V242H256ZM134 242V241H133ZM145 242H147V243H145ZM177 242V243H176ZM183 243V242H185L184 244H183V247H182V245H181V243ZM223 245V246H220L221 244ZM262 242V243H261ZM152 243V244H151ZM156 243V244H155ZM162 243H163V245H162ZM179 243V244H178ZM187 243H189V244H187ZM201 245H200V244ZM218 245H216V244ZM244 245H243V244ZM248 245H247V244ZM259 244L258 246H256L257 244ZM178 244V245H177ZM187 244V247L185 248L184 246ZM197 246H196V245ZM220 244V245H219ZM228 244H230L229 246H227ZM232 244V245H231ZM155 247H154V246ZM157 245V246H156ZM181 245V246H180ZM190 245V246H189ZM195 245V246H194ZM236 245V246H235ZM238 245H240V247L238 246ZM241 245H242V248H241ZM246 245V246H245ZM253 245V246H252ZM170 246V247H169ZM192 246V247H191ZM198 246H199V249H200V246H201V249L200 250H198V251H200V252H198L197 251V249H198ZM225 246V247H224ZM231 246V247H230ZM236 248V247H238V248H234V247ZM244 246V247H243ZM252 246V247H251ZM143 247V248H142ZM168 247V248H167ZM189 247V248H188ZM193 247H195V249L193 248ZM254 247H256V249L254 248ZM137 248V249H136ZM144 248L146 249V250H148V251H146V252H144L145 250H144ZM158 248V249H157ZM169 248H170V250H169ZM176 248V249H175ZM181 248V250H179ZM221 248H223V250L220 252L219 251V249L221 250ZM231 248H233V250L231 249ZM241 248V249H240ZM258 248V249H257ZM144 251H143V250ZM155 249V250H154ZM156 249H157V251H158V253H157V251H156ZM175 250V252H173V250ZM185 249H187L188 251H187V253H193L192 255V257L193 258H190V260H188V256H190V255H185V254H187L186 253V250ZM191 249H194V250H196V251H193L192 252V250ZM218 249V250H217ZM260 249V250H259ZM152 250V252H150ZM166 250V251H165ZM172 250V251H171ZM179 250V252H176V251H178ZM255 250L258 252V254H257V252H255ZM136 251H138V252H136ZM169 251V253H168V255H167V253L166 252H168ZM170 251L172 252V254L171 255H173L172 257L173 258H170ZM181 251V252H180ZM185 251V252H184ZM234 251V252H233ZM237 251V253H235ZM242 251V252H241ZM245 251V252H244ZM262 251V252H261ZM135 252H136V254L137 255H139L138 256V258L136 257L137 255L135 254ZM147 252H148V254H147ZM199 253L198 254V256H196L195 257V255H197V254H195V253ZM226 252V253H225ZM41 253H43V252H41ZM41 253L39 254V252H37V254L38 255H41ZM45 253V252H44ZM47 253V252H46ZM130 253H131V255H130ZM146 253V254H145ZM174 253H177L178 254V256H176V255H174ZM180 253V254H179ZM181 253L183 254V256L184 257H186L187 256V258H185L187 261L185 262V259H182V257L180 258V255H181ZM223 253V254H222ZM234 253H235V256H234ZM239 253V254H238ZM240 253H241V255H240ZM37 254L34 256V257H32L33 259H32V261H34L36 264H42V262L44 263H46L47 261H49V258H47V255H46V257L44 256V254H42V256L41 257H39V256H37ZM151 254H153V255H151ZM195 254V255H194ZM204 255V256H202V255ZM255 254V255H254ZM132 255H134L136 258H133L132 257ZM147 255V256H146ZM156 255H157V257H156ZM170 255V256H169ZM246 257H245V256ZM254 255V256H253ZM43 256H44V258H43ZM49 256H51V255H49ZM131 256V258H128V257H130ZM141 256V257H140ZM153 256L154 258H156V260L152 257ZM163 258H162V257ZM169 256V257H168ZM242 256V257H241ZM255 256H256V260H255ZM260 256H261V258H260ZM176 257V258H175ZM177 257L178 258H180V260L179 259H177ZM183 257V258H184ZM233 257V258H232ZM240 257H241V259H240ZM245 258V260H243L244 258ZM40 258H42V259H40ZM46 258L48 259V260H46ZM87 258H88V261L90 260L89 258V256L88 255H85V256H83V260L85 261V259H86V261H87ZM134 260H133V259ZM144 260H146V261H144ZM158 258H161V259H158ZM196 258V260H192V259H195ZM37 259H38V261H39V259H40V261H41V263H39L38 261H37ZM43 259H44V261H43ZM52 257H51V261H52ZM78 259V258H77ZM138 259H139V261H138ZM154 259V260H153ZM163 259V260H162ZM165 259H169L167 262H166V260ZM182 259V260H181ZM232 259V260H231ZM248 259V260H247ZM133 260V261H132ZM157 260H158V262H157ZM173 260H174V262H173ZM177 260H179V261H177ZM241 260V262H239ZM247 260V261H246ZM141 261H143V262H141ZM149 261V262H148ZM156 261V262H155ZM161 261V262H160ZM176 261V262H175ZM244 261H245V263H244ZM249 261V262H248ZM33 262V263H34ZM135 262V263H134ZM146 262V263H145ZM154 262V263H153ZM128 263V264H129ZM186 263V264H187ZM50 264V263H49Z\"/></svg>",
	"mask_w": 264,
	"mask_h": 264
},
{
	"label": "snow or ice",
	"instance_id": "snow-or-ice-1",
	"mask_svg": "<svg viewBox=\"0 0 264 264\" xmlns=\"http://www.w3.org/2000/svg\"><path fill=\"white\" fill-rule=\"evenodd\" d=\"M252 19H253V22H255V19L254 18H252ZM261 31H262V33H264V22L261 23Z\"/></svg>",
	"mask_w": 264,
	"mask_h": 264
}]
</instances>
